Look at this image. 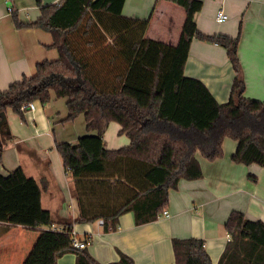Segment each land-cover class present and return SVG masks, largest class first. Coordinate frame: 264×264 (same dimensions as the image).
I'll return each mask as SVG.
<instances>
[{"label":"trees","instance_id":"obj_1","mask_svg":"<svg viewBox=\"0 0 264 264\" xmlns=\"http://www.w3.org/2000/svg\"><path fill=\"white\" fill-rule=\"evenodd\" d=\"M125 1L43 5L36 0L41 17L27 26L51 32L60 57L39 63L32 77L0 91V142L8 128L1 113L10 108L25 121L23 106L35 100L47 104L52 93L67 100L65 121L84 115L88 131H97L76 144H56L74 180L72 194L79 206L78 217L61 224L64 232L46 228L54 220L42 206L36 179L21 167L0 173V223L45 227L23 264H58L66 253H75L77 264H101L87 247L73 245L74 224L103 219L104 228L114 230L127 212L134 213L138 225L157 220L182 179L203 176L198 153L210 161L221 158L227 137L238 143L235 162L264 167V102L244 96L240 35L203 34L195 21L203 2L171 0L187 12L179 43L148 39L149 21L123 16ZM195 38L218 43L228 52L236 75L225 104L204 82L184 73ZM112 121L121 125L129 145L107 148L104 134ZM2 149L0 144V154ZM226 228L233 239L218 264H264V221L233 211ZM173 247L174 264H212L202 239L175 238ZM109 264L135 262L121 253L119 261Z\"/></svg>","mask_w":264,"mask_h":264},{"label":"crops","instance_id":"obj_2","mask_svg":"<svg viewBox=\"0 0 264 264\" xmlns=\"http://www.w3.org/2000/svg\"><path fill=\"white\" fill-rule=\"evenodd\" d=\"M60 1L42 3L56 5ZM201 1L203 7L195 14L198 30L210 36L240 35L238 55L246 84L244 96L264 102V0ZM221 9L229 18L219 23L216 17ZM41 14L36 0H0V91L32 77L39 63L59 59L52 33L27 26ZM122 14L148 20L146 38L172 46L179 43L187 17L186 9L171 0H126ZM184 73L204 82L219 103L229 101L236 72L222 45L195 38ZM34 102L36 109L25 110V121L10 108L6 112L8 128L1 139L0 173L7 175L21 167L28 177L36 179L43 208L51 212L54 224L61 226L78 217L79 206L72 194L74 180L56 144H76L81 137L96 135L97 131H88L85 116L80 115L71 122L76 126L70 132L69 121H65L68 108L61 114L51 102ZM120 130L119 123L110 122L104 134L107 148L128 145L121 138L128 135ZM237 145L234 139L225 138L224 154L214 161L198 153L203 176L182 179L177 189L170 191L165 209L170 216L138 225L134 213L127 212L120 216L114 230H106L99 220L76 223L77 239L86 242L91 255L101 264L119 261L121 253L130 256L135 264H174L173 240L198 238L204 241L212 264H218L232 243L226 222L233 211H242L250 220L264 221V167L235 162L232 156ZM6 226L9 225L0 223V264H23L45 227L11 225L5 230ZM76 259L75 253H66L58 264H77Z\"/></svg>","mask_w":264,"mask_h":264},{"label":"built area","instance_id":"obj_3","mask_svg":"<svg viewBox=\"0 0 264 264\" xmlns=\"http://www.w3.org/2000/svg\"><path fill=\"white\" fill-rule=\"evenodd\" d=\"M228 18H229V15L225 12L224 9H221L218 12L217 17H216L217 22H219V23H222V22L228 20ZM23 107H24L23 108L24 110L30 109V110L34 111L36 109V103L34 101H32V102H29L28 104L24 105ZM162 215L163 216H170V213H169V211L164 210ZM99 223L100 224H104V220L100 219ZM46 228H48V229H50L52 231H58V232L66 231V227L65 226H59V225H55V224H51L49 227H46ZM73 233L75 235V239H74L73 245L76 248H79V249L86 248V246H87L86 242L78 240L74 231H73Z\"/></svg>","mask_w":264,"mask_h":264},{"label":"rangeland","instance_id":"obj_4","mask_svg":"<svg viewBox=\"0 0 264 264\" xmlns=\"http://www.w3.org/2000/svg\"><path fill=\"white\" fill-rule=\"evenodd\" d=\"M51 102V103H50ZM49 103L52 107H57L59 110H61V114L67 111L66 101L64 99H58V98H51V101ZM55 102V103H54ZM18 116V115H17ZM19 117V116H18ZM21 118V117H20ZM72 121H69L67 124L70 132L75 128V124L71 123ZM77 122V121H76ZM122 139L128 141V145L130 144V139L126 135L121 136ZM127 145V144H126Z\"/></svg>","mask_w":264,"mask_h":264},{"label":"water","instance_id":"obj_5","mask_svg":"<svg viewBox=\"0 0 264 264\" xmlns=\"http://www.w3.org/2000/svg\"><path fill=\"white\" fill-rule=\"evenodd\" d=\"M1 116H2V121H6V118H7L6 112L1 113Z\"/></svg>","mask_w":264,"mask_h":264}]
</instances>
